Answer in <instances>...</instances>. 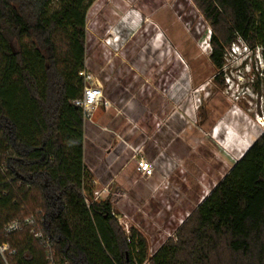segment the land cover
<instances>
[{
  "label": "trees",
  "instance_id": "trees-1",
  "mask_svg": "<svg viewBox=\"0 0 264 264\" xmlns=\"http://www.w3.org/2000/svg\"><path fill=\"white\" fill-rule=\"evenodd\" d=\"M211 21V61L242 39L264 60V0H195ZM93 0H0V264H141L146 240L127 235L95 200L85 162L87 12ZM264 78V69L262 71ZM90 201V204L87 202ZM29 218L33 224H25ZM21 221L13 232L7 226ZM41 233L43 238L37 236ZM47 243L51 245L47 247ZM151 264H264V132Z\"/></svg>",
  "mask_w": 264,
  "mask_h": 264
},
{
  "label": "rangeland",
  "instance_id": "rangeland-1",
  "mask_svg": "<svg viewBox=\"0 0 264 264\" xmlns=\"http://www.w3.org/2000/svg\"><path fill=\"white\" fill-rule=\"evenodd\" d=\"M132 4L137 26L124 21ZM86 33V70L104 94L86 127L93 196L110 201L119 226L136 230L149 253L162 234L177 241L263 134L264 60L239 39L218 71L213 26L195 0H93ZM143 159L151 174L139 169Z\"/></svg>",
  "mask_w": 264,
  "mask_h": 264
},
{
  "label": "built area",
  "instance_id": "built-area-1",
  "mask_svg": "<svg viewBox=\"0 0 264 264\" xmlns=\"http://www.w3.org/2000/svg\"><path fill=\"white\" fill-rule=\"evenodd\" d=\"M240 40H242V39H240ZM233 44H237V42L233 43ZM80 75L83 76L85 79L84 93L81 97L75 99L73 101V103L83 110L84 122H85V125L87 126L88 124L93 122L95 112L97 111L99 106L103 103L102 101H103V95L104 94H103L102 86L100 84H96L95 82H93V76L89 72H87L86 68L80 72ZM106 104H109V103L106 102ZM138 165L140 167L139 169L142 172H144V174H151L153 171V168H154V165L152 162H150L148 160H144V159L139 161ZM95 195H96L95 200H97L98 197L100 196V192H96ZM87 202L90 204L89 200H87ZM113 215L115 217H117L114 211H113ZM183 222L184 221H181V223H183ZM33 223H34L33 218H29L25 221V224H33ZM120 223L123 226V228L127 231V233H129L130 232V225L128 223H124L121 219H120ZM22 227H23V223L21 221H15V222L10 223L7 226V231L13 232V231L22 229ZM37 236L40 238H43V235L41 233H37ZM174 238H176V233L171 232V231L167 232V234H162L161 236H158L157 240H156L158 247L156 249H150V251L148 253V258L141 264H151L150 259L157 252V250L162 245L165 244L166 240L174 239ZM47 247L50 248L51 245L49 243H47ZM8 250H9V245L5 244L3 246H0V252L3 256H4V252L8 251ZM49 260H50L51 264H70L66 260L55 259L53 253H50Z\"/></svg>",
  "mask_w": 264,
  "mask_h": 264
},
{
  "label": "bare ground",
  "instance_id": "bare-ground-1",
  "mask_svg": "<svg viewBox=\"0 0 264 264\" xmlns=\"http://www.w3.org/2000/svg\"><path fill=\"white\" fill-rule=\"evenodd\" d=\"M131 12H129L127 15H126V17H125V19H124V21H130V19L131 18H136V20H135V25L137 26L138 25V23H140L141 21H140V17L137 15V13H135V11H133V10H136V7L132 4V8H131ZM158 46V45H157Z\"/></svg>",
  "mask_w": 264,
  "mask_h": 264
},
{
  "label": "crops",
  "instance_id": "crops-1",
  "mask_svg": "<svg viewBox=\"0 0 264 264\" xmlns=\"http://www.w3.org/2000/svg\"><path fill=\"white\" fill-rule=\"evenodd\" d=\"M89 125V124H88ZM87 127V126H86ZM85 158H86V135H85Z\"/></svg>",
  "mask_w": 264,
  "mask_h": 264
}]
</instances>
